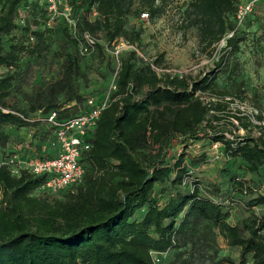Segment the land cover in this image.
Instances as JSON below:
<instances>
[{"label": "trees", "instance_id": "16d2710c", "mask_svg": "<svg viewBox=\"0 0 264 264\" xmlns=\"http://www.w3.org/2000/svg\"><path fill=\"white\" fill-rule=\"evenodd\" d=\"M40 1L0 0V70H7L0 76V152L8 142L5 127L45 128L49 137L37 146V155L18 153L0 162L14 156L53 158V129L42 119L57 112L65 121L86 111L80 83L87 76L80 58L123 39L135 47L143 32L131 18L146 13L155 20L168 7L165 0H72L71 7L83 12L75 37L64 21L58 29L45 25L49 18ZM239 5L240 0H190L181 15L203 50L234 32L218 62L224 74L246 41L241 29L251 15L261 14L254 9L239 27ZM22 10L28 12L19 19ZM85 34L96 46L83 54ZM136 57V51L119 56L113 74L117 91L83 155L85 175L74 190L63 198L43 195L38 190L46 177L27 171L14 176L0 167V264H154V254L181 249L189 254L188 264H195L196 256L203 264L219 253L221 240L237 252V264H264V213L253 212L264 207V194L244 178L264 172V117H258L255 135L250 123L229 111L243 84L230 90L220 87L216 76L198 81L161 76ZM236 122L245 134H238ZM174 142L183 146L181 154H172ZM196 143L210 149L220 144L221 158L233 165L221 184L206 185L194 176L200 162L208 161L207 154L187 160ZM233 211L239 215L234 223ZM220 261L235 264L227 257Z\"/></svg>", "mask_w": 264, "mask_h": 264}, {"label": "rangeland", "instance_id": "374dc122", "mask_svg": "<svg viewBox=\"0 0 264 264\" xmlns=\"http://www.w3.org/2000/svg\"><path fill=\"white\" fill-rule=\"evenodd\" d=\"M165 1L168 7L164 16L155 20L131 18V25L141 28L143 32L140 42L135 45L138 55L136 57L137 63L154 66L158 70L156 72L161 76L168 74L173 77H188L190 80L196 81L207 76H216L219 78V86L230 90H235L237 85L243 84L242 95L234 98L230 103L229 111L244 118V122L252 125L251 128L260 126L261 123L258 121V117H264V41L261 40L259 27L262 24L264 25V3L256 4L254 7L258 13H261L259 19H257L258 16L251 15L241 29L240 34H246V41L240 45V51L228 60L227 66L229 69L224 74L222 72L223 68H218V62L224 48L216 46L213 49L203 50L199 44L196 30L185 28V18L181 15L185 5L190 0ZM247 1L250 0H241V2ZM60 2L61 10L68 6L71 7L72 4V0H60ZM72 9V17L80 19L83 14L82 10L77 6ZM27 12L28 10H22L19 19H24ZM95 17V14H93L90 18L93 20ZM61 23H55L54 29H58ZM17 36L20 38L21 32ZM96 38L102 46L106 45L101 34ZM116 46L117 43L107 46V52L103 49L104 51L101 53L97 51L93 55L80 58L81 66L87 76V81L81 82L80 88L86 98H99L107 92L117 68L116 59L111 57V53L115 51ZM127 53V50L123 51V54ZM6 72L7 70L1 69L0 76ZM203 97L205 99L209 98L208 95H203ZM236 124L240 127L238 134H245L246 131L241 127V123L236 122ZM253 131L255 135L258 134L257 129L254 128ZM4 133L8 136V142L3 149V153L0 152V159L18 153L21 155H35L37 146L46 145L49 137L45 128L39 130L36 128L16 129L5 127ZM182 149L183 146L179 142H174L171 148L172 154H181ZM218 151L222 152L221 146ZM49 152L51 151L47 148L46 154H49ZM186 154L187 160L190 157L200 159L207 154L208 161L200 162L201 164L194 170V176L206 185L214 182L221 184L220 182L224 179V172L228 173L235 170L233 165L226 162L224 158L215 160L213 148L210 149L209 146L201 143L193 144ZM236 171L238 170L236 169ZM244 178H246L251 189L256 190L259 194H264V172L258 175H246ZM74 189L75 187L67 189L55 197L63 198L66 193ZM35 195L39 196L40 194L36 193ZM253 212L262 214L264 213V207L254 208ZM232 214L231 222L234 223L239 215L235 211ZM220 245L219 253L214 256L209 255L207 259L205 258L203 264H220V258L224 257L231 258L237 264V252L229 249L223 240L220 241ZM184 252H186L184 249L170 252L161 257L160 264H188L189 254ZM193 261L197 264V256Z\"/></svg>", "mask_w": 264, "mask_h": 264}, {"label": "built area", "instance_id": "2783aa9c", "mask_svg": "<svg viewBox=\"0 0 264 264\" xmlns=\"http://www.w3.org/2000/svg\"><path fill=\"white\" fill-rule=\"evenodd\" d=\"M264 0H250L241 2L237 12L238 26H242L247 17L253 12L254 7ZM48 15V22L45 24L51 27L57 22H65L70 32L76 37L78 35V19L72 17V7H65L61 10L60 0H41ZM143 20H148L146 13L142 14ZM37 29V28H36ZM234 36V32L226 35L217 45L220 48H226L227 42ZM86 42V48L82 53H91L96 46V39L89 34L83 37ZM137 51L136 48L124 40H119L112 56L116 59L118 68L119 56L123 51ZM158 72V70L152 66ZM117 91V73L113 76L107 92L101 98L90 97L86 101V111L81 115L65 121L58 120L57 112H50L42 119L48 128L53 129L54 139L50 144L51 149L56 151L53 158L25 157L14 156L0 162L1 166L10 168L12 175L20 176L22 171L30 172L35 176H44L46 180L39 188L38 192L43 195L56 196L59 193L78 186L82 183L85 169L82 165L84 153L91 149V139L98 127L99 120L103 112L110 106L113 95ZM220 144H215L214 159H221L218 152ZM47 148H42V152L46 153ZM154 264H160L161 256L153 255Z\"/></svg>", "mask_w": 264, "mask_h": 264}]
</instances>
